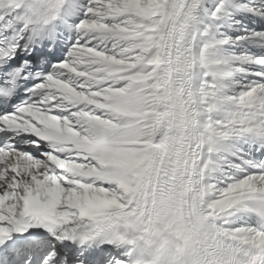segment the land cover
Wrapping results in <instances>:
<instances>
[{"label":"clouds","instance_id":"clouds-1","mask_svg":"<svg viewBox=\"0 0 264 264\" xmlns=\"http://www.w3.org/2000/svg\"><path fill=\"white\" fill-rule=\"evenodd\" d=\"M68 3L0 0L21 36L9 46L54 47L65 32L79 34L86 0H75L70 17ZM197 15L183 19L173 6L165 21L137 8L118 32L97 30L115 54H102L74 135L97 186L80 211L86 245L118 251L119 264L264 260V83L239 88L242 68ZM27 79L24 66L13 69L0 101L10 103Z\"/></svg>","mask_w":264,"mask_h":264},{"label":"snow or ice","instance_id":"snow-or-ice-1","mask_svg":"<svg viewBox=\"0 0 264 264\" xmlns=\"http://www.w3.org/2000/svg\"><path fill=\"white\" fill-rule=\"evenodd\" d=\"M201 5L202 0H86L79 34L65 32L54 47L20 43L14 49L9 46L12 39L21 36L11 31L12 17L0 13V58L11 56L0 68V85L22 66L28 76L10 103L0 101V264H119L120 253L111 248L77 247L86 245L88 227L80 205L97 186L84 167L90 158H84L74 135L90 111L87 99L97 89L89 81L105 63L102 54H115L101 43L97 30L118 32L116 23L137 8H150L166 21L177 6L183 19L192 20ZM77 8L75 0H69L65 15H74ZM221 11L219 7L213 13L214 21ZM217 34L221 45L232 43ZM253 63L262 65L264 59ZM50 80L71 91L48 86ZM258 251L264 253V248ZM254 264L264 260L254 259Z\"/></svg>","mask_w":264,"mask_h":264},{"label":"bare ground","instance_id":"bare-ground-1","mask_svg":"<svg viewBox=\"0 0 264 264\" xmlns=\"http://www.w3.org/2000/svg\"><path fill=\"white\" fill-rule=\"evenodd\" d=\"M219 7L222 11L214 21L213 13ZM197 22L214 26L223 38L232 41L225 47L228 55L238 58L237 65L242 68L240 89L264 83V65L253 63L264 59V0H202Z\"/></svg>","mask_w":264,"mask_h":264},{"label":"rangeland","instance_id":"rangeland-1","mask_svg":"<svg viewBox=\"0 0 264 264\" xmlns=\"http://www.w3.org/2000/svg\"><path fill=\"white\" fill-rule=\"evenodd\" d=\"M242 28H244V26H241Z\"/></svg>","mask_w":264,"mask_h":264}]
</instances>
